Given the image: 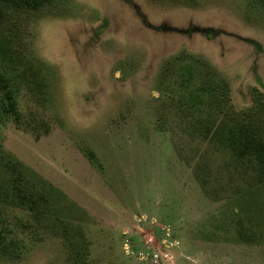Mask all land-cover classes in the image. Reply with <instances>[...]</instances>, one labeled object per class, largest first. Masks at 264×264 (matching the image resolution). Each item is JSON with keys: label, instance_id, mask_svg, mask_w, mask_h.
<instances>
[{"label": "rangeland", "instance_id": "obj_1", "mask_svg": "<svg viewBox=\"0 0 264 264\" xmlns=\"http://www.w3.org/2000/svg\"><path fill=\"white\" fill-rule=\"evenodd\" d=\"M27 18L30 51L0 46V264H264L262 186L215 201L172 142L225 112L264 140V0Z\"/></svg>", "mask_w": 264, "mask_h": 264}, {"label": "trees", "instance_id": "obj_2", "mask_svg": "<svg viewBox=\"0 0 264 264\" xmlns=\"http://www.w3.org/2000/svg\"><path fill=\"white\" fill-rule=\"evenodd\" d=\"M43 1L48 0H0V46L1 49L6 47L8 55L25 56L30 51L34 22L27 16L32 9L37 10ZM18 45L25 48L23 52ZM213 82L218 84L217 81ZM218 111L222 112V109ZM191 117L195 119V128L201 134L177 133L172 137V142L179 156L192 166L205 193L219 201L244 194L255 184L261 185L264 190V140L262 133L258 134L248 123L255 116L236 121L235 114L225 112L223 117H212H222V122L216 125L209 123L202 113ZM244 120H247L246 123ZM199 126L203 127V132H207H201ZM255 178L256 182L251 181ZM4 239L5 235L0 230V242Z\"/></svg>", "mask_w": 264, "mask_h": 264}]
</instances>
